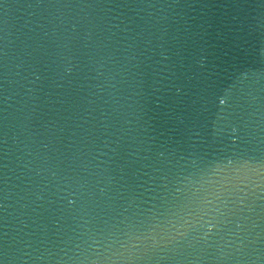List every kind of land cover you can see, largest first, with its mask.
<instances>
[{
  "label": "water",
  "instance_id": "1",
  "mask_svg": "<svg viewBox=\"0 0 264 264\" xmlns=\"http://www.w3.org/2000/svg\"><path fill=\"white\" fill-rule=\"evenodd\" d=\"M0 264H264V0H0Z\"/></svg>",
  "mask_w": 264,
  "mask_h": 264
}]
</instances>
